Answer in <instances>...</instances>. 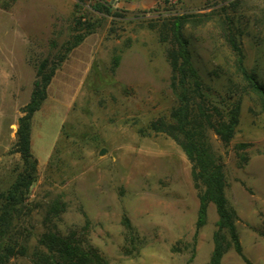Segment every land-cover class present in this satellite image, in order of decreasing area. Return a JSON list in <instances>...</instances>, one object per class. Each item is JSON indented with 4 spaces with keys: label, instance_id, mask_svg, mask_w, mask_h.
<instances>
[{
    "label": "rangeland",
    "instance_id": "1",
    "mask_svg": "<svg viewBox=\"0 0 264 264\" xmlns=\"http://www.w3.org/2000/svg\"><path fill=\"white\" fill-rule=\"evenodd\" d=\"M105 2L117 17L94 12L93 0H0V193L22 169L14 148L17 119L38 64L63 53L76 34L75 20L95 24L55 71L32 116L37 178L27 202L33 236L26 256L11 262L32 264L42 216L58 200L63 212L54 221L57 229L83 231L108 264H208L215 208L208 205L194 239L198 198L191 164L173 139L146 129L175 105L156 20L175 12L193 15L183 34L194 67L218 94L237 97L240 80L222 35L230 30L244 66L264 84V0ZM209 143L223 162L225 197L236 214L243 255L264 264V114L256 101L241 95L228 146L212 133ZM100 149L106 150L102 156ZM220 264L244 262L229 249Z\"/></svg>",
    "mask_w": 264,
    "mask_h": 264
},
{
    "label": "trees",
    "instance_id": "2",
    "mask_svg": "<svg viewBox=\"0 0 264 264\" xmlns=\"http://www.w3.org/2000/svg\"><path fill=\"white\" fill-rule=\"evenodd\" d=\"M93 1L94 12L103 16H118L105 0ZM192 17L175 12L172 16L156 20L160 23L158 40L167 45L165 55L170 68L169 88L175 105L166 118L151 121L146 129L173 139L191 164V178L198 198L194 239L205 224L208 205L212 204L215 208L217 221L208 264H220L229 249L244 264H251L242 252L235 225L236 214L225 197L223 162L212 150L209 134H214L222 146H228L239 123L241 95L254 99L264 114V84L257 80L253 71L246 69L242 49L227 29L222 36L234 56L233 66L240 80L237 89L240 94L223 97L206 85L192 63L189 43L183 34V28L191 23ZM74 28L76 34L67 41L63 53L55 60L44 59L38 64L29 101L19 110L21 115L17 119L14 148L22 161V169L13 184L0 193V264H12L13 259L26 256L27 242L33 236L32 209L27 202L28 190L37 178V160L30 147L31 119L45 101L55 71L67 55L94 32L95 24L75 20ZM115 65L117 58L114 59ZM51 203L42 216L44 231L35 240L32 264H108L105 257L88 243L83 231L69 229L62 233L57 229L54 221L63 209L58 200ZM123 225L131 231L126 217L123 218Z\"/></svg>",
    "mask_w": 264,
    "mask_h": 264
},
{
    "label": "water",
    "instance_id": "3",
    "mask_svg": "<svg viewBox=\"0 0 264 264\" xmlns=\"http://www.w3.org/2000/svg\"><path fill=\"white\" fill-rule=\"evenodd\" d=\"M106 153V150L105 149H100L99 152H98V155L99 156H102Z\"/></svg>",
    "mask_w": 264,
    "mask_h": 264
}]
</instances>
